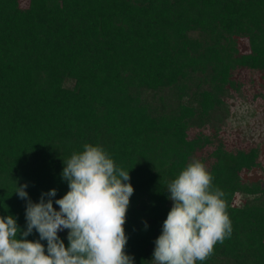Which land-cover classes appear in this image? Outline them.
Segmentation results:
<instances>
[{
	"label": "trees",
	"instance_id": "1",
	"mask_svg": "<svg viewBox=\"0 0 264 264\" xmlns=\"http://www.w3.org/2000/svg\"><path fill=\"white\" fill-rule=\"evenodd\" d=\"M245 96L264 101V0H0V216L26 230L23 184L59 210L63 161L99 145L134 188L125 251L153 264L168 184L198 159L232 231L197 264H264L259 148L221 126Z\"/></svg>",
	"mask_w": 264,
	"mask_h": 264
},
{
	"label": "clouds",
	"instance_id": "2",
	"mask_svg": "<svg viewBox=\"0 0 264 264\" xmlns=\"http://www.w3.org/2000/svg\"><path fill=\"white\" fill-rule=\"evenodd\" d=\"M63 164L69 190L55 200L59 210L53 206L55 188L34 203L27 184L17 187L15 193L27 201L26 230L12 215L0 216V264H134L125 251L124 225L134 193L129 171L118 168L102 146L88 143ZM212 180L204 163L192 159L168 184L172 207L155 239L153 264L206 261L215 245L230 237L224 194ZM65 229L67 247L58 235ZM33 230L39 240L27 239Z\"/></svg>",
	"mask_w": 264,
	"mask_h": 264
},
{
	"label": "rangeland",
	"instance_id": "3",
	"mask_svg": "<svg viewBox=\"0 0 264 264\" xmlns=\"http://www.w3.org/2000/svg\"><path fill=\"white\" fill-rule=\"evenodd\" d=\"M26 4L27 0H21ZM244 100H237L229 110L228 118L221 124L226 134L234 133L242 141L254 144L259 148L260 167L246 173L243 180L247 183H254L264 180V101L252 102L245 96ZM241 201L236 198V204Z\"/></svg>",
	"mask_w": 264,
	"mask_h": 264
}]
</instances>
